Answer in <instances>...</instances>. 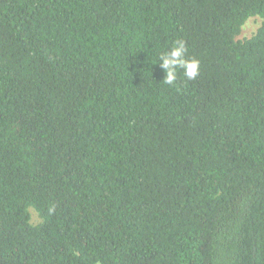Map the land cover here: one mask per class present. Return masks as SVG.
<instances>
[{
	"label": "trees",
	"instance_id": "1",
	"mask_svg": "<svg viewBox=\"0 0 264 264\" xmlns=\"http://www.w3.org/2000/svg\"><path fill=\"white\" fill-rule=\"evenodd\" d=\"M0 264H264V0H0Z\"/></svg>",
	"mask_w": 264,
	"mask_h": 264
},
{
	"label": "clouds",
	"instance_id": "2",
	"mask_svg": "<svg viewBox=\"0 0 264 264\" xmlns=\"http://www.w3.org/2000/svg\"><path fill=\"white\" fill-rule=\"evenodd\" d=\"M187 44L182 39L172 42L171 48L158 55L156 64L164 72L163 83L168 86H174L178 73L182 72L187 80H195L200 73V61L197 59H188Z\"/></svg>",
	"mask_w": 264,
	"mask_h": 264
},
{
	"label": "rangeland",
	"instance_id": "3",
	"mask_svg": "<svg viewBox=\"0 0 264 264\" xmlns=\"http://www.w3.org/2000/svg\"><path fill=\"white\" fill-rule=\"evenodd\" d=\"M261 24H262V19L260 16L250 18L243 26L241 34L238 37H236V39L244 40V39L251 38L257 32ZM31 211L33 215L32 216L33 222L35 223L39 222L37 215L33 212L34 210L31 209Z\"/></svg>",
	"mask_w": 264,
	"mask_h": 264
}]
</instances>
